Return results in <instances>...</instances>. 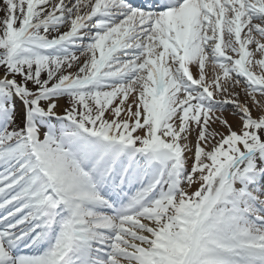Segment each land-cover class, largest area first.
<instances>
[{"label": "snow or ice", "instance_id": "1", "mask_svg": "<svg viewBox=\"0 0 264 264\" xmlns=\"http://www.w3.org/2000/svg\"><path fill=\"white\" fill-rule=\"evenodd\" d=\"M0 264H264V0H0Z\"/></svg>", "mask_w": 264, "mask_h": 264}, {"label": "rangeland", "instance_id": "2", "mask_svg": "<svg viewBox=\"0 0 264 264\" xmlns=\"http://www.w3.org/2000/svg\"><path fill=\"white\" fill-rule=\"evenodd\" d=\"M253 70L256 71L257 74H259V71H260L259 68H254Z\"/></svg>", "mask_w": 264, "mask_h": 264}]
</instances>
